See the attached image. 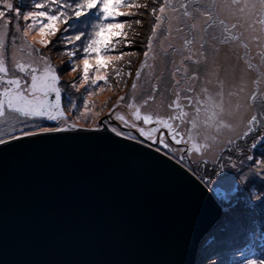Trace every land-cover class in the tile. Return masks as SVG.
<instances>
[{
  "label": "water",
  "instance_id": "obj_1",
  "mask_svg": "<svg viewBox=\"0 0 264 264\" xmlns=\"http://www.w3.org/2000/svg\"><path fill=\"white\" fill-rule=\"evenodd\" d=\"M138 145L80 128L0 144V264H195L223 208Z\"/></svg>",
  "mask_w": 264,
  "mask_h": 264
},
{
  "label": "rangeland",
  "instance_id": "obj_2",
  "mask_svg": "<svg viewBox=\"0 0 264 264\" xmlns=\"http://www.w3.org/2000/svg\"><path fill=\"white\" fill-rule=\"evenodd\" d=\"M12 2L14 7L20 9L21 13H26L33 10L31 5L36 0H12ZM137 2L147 4L148 8L139 9V14L130 19L119 18L121 21L132 23L131 28H128L126 24L125 31L128 41L134 43L131 48H124L123 45H118V48L125 53L133 54L125 55L123 61L111 65L106 70L109 82L100 81L98 87L92 86L90 83L80 87L82 72L80 69L76 72L72 71L73 65L69 63L70 58L67 55V51L72 49V45L65 47L64 43H58L61 41L62 34L63 36H74L77 34V26L83 29L87 25H80L76 20L70 21L67 26L62 24L61 32L50 37L51 43L47 47L33 41V36H36L35 31L30 32L27 37V43L38 49L39 53L47 58V62L55 68L60 79L65 80L59 86L62 89L61 99L65 100L69 109V114L66 115L67 122L75 124V129H100L104 125L111 129L112 126L119 125V122L115 120L114 116H110V113L115 110L126 117L130 114L123 106L117 108L120 97H125V103L134 99L141 107L142 114L152 115L154 119L157 117L168 118L180 111L169 107V105H174L175 94L179 91L172 79L171 70L180 64L182 59L180 52L169 57H163L157 53L155 60L150 56L147 61L150 67L143 68L139 80L136 77V72L141 71L145 62L143 55L146 50L145 45L152 35L151 29L154 22L152 4H157L154 0H137ZM0 10H3L2 5H0ZM121 11H128V9H121ZM132 11L137 10L133 9ZM10 15L14 19V14ZM219 18L224 19L229 27L235 23L243 25L242 29H234L229 33L240 39L228 44H216L210 37L207 38L208 44L203 49L207 59L204 61L199 55L200 36L198 35L197 43L192 46V50L196 53L194 59H199L201 62L199 65L190 63L188 67L190 75L199 77L198 80L191 82L195 89L194 95L198 96L204 87L215 93L220 90L222 82L226 109L225 121L230 125L231 130L224 129L222 134L217 136L215 131L201 126L197 136L198 142L204 143L206 136L216 137V139L214 141L207 140L210 147L202 149L200 153L190 151V143L182 142L177 145L170 140V137L168 139L172 151L168 152L167 149L160 146V152L167 153V156L196 175L223 208L222 216L211 230L210 236L202 242L198 261L201 264H249L250 261L255 260L257 264H264V172L257 170L259 162L264 160V130L257 128L255 131H250L247 126L252 115L260 114L257 111V104L251 100V94L259 93L261 89H264V57L260 55L261 52H264V28L260 25L249 27V22L246 19L238 18V14L227 10H220ZM80 19L89 18L81 17ZM93 19L95 18L90 19L91 23L95 22ZM135 20H142V23L137 25L134 23ZM24 24L25 22L21 19L22 29ZM203 24L201 19L199 26L202 28ZM65 27L68 28L67 32L63 31ZM177 27V23L173 20L171 36L168 40L162 41L165 47L171 43L177 49L183 48L184 34L177 31ZM0 28H2V21H0ZM90 30L89 28L88 31ZM12 32L13 29L10 25V38ZM36 38L39 39L38 36ZM23 44V41L17 40V49ZM76 44L80 45L81 42L77 41ZM212 45H215V50ZM154 47H156L155 44ZM12 51L9 49V55ZM15 58L21 62L32 63L35 67H44V61L35 56L29 57L20 51L15 52ZM80 58L81 56L78 55L72 59L76 64H79ZM173 59L176 64L171 63ZM129 61H131L130 66ZM115 68L122 69L123 78L114 76L113 69ZM129 72H131L130 76ZM94 74L93 70L90 72V77H93ZM73 83L77 84L79 91L71 86ZM133 83L138 84L135 91L132 89ZM187 86V83L182 82L181 87ZM154 87L157 89L155 92L153 91ZM89 92L93 94L89 95ZM185 95L187 94L181 93L182 98L179 102L183 110L188 111L190 115L188 121L178 122L177 127L180 128L181 137L187 141L193 110L186 107L183 99ZM85 99L89 104L88 114H83ZM73 104L76 105V108H72ZM260 111L264 112V108H261ZM7 119L12 124L16 122L14 114H9ZM101 121L104 125H101ZM37 123L47 127L44 121L40 120ZM67 124L59 122V125L54 128L67 127ZM98 125L99 127H97ZM119 126L126 134L130 132L138 137L134 142L139 143V140L142 139L135 129ZM19 127L17 125V128ZM11 131L10 126H0V134H2L0 138H8ZM245 132H250V134L245 136ZM254 140L257 142L256 148L251 147ZM144 144L148 145V142L145 141ZM153 147L156 148V146ZM185 154L190 158V162L185 160ZM249 155L253 157L251 161L247 160ZM179 157L184 159L180 160ZM228 174H230V179L223 180L222 177Z\"/></svg>",
  "mask_w": 264,
  "mask_h": 264
},
{
  "label": "snow or ice",
  "instance_id": "obj_3",
  "mask_svg": "<svg viewBox=\"0 0 264 264\" xmlns=\"http://www.w3.org/2000/svg\"><path fill=\"white\" fill-rule=\"evenodd\" d=\"M2 9L0 10V126L11 127L12 131L8 134V140L0 138V144L7 145L9 140L19 141L25 137H35L47 132H66L68 128H75V124H67V127H43L37 123L39 119L48 121H59L67 123V116L61 107L62 89L58 86L60 77L57 75L55 68L47 62L38 49L32 44L27 43V37L32 31L36 32L33 41L43 47H47L51 43L50 37H54L61 32V25H69L70 21L76 20L80 25H87L81 29L77 26V34L74 36H61V41L65 47L72 45V49L67 51L69 63L72 64V71L81 70L82 75L80 87H84L89 83L92 86H99L98 82H109V75L106 70L111 65L123 61L125 55L133 53H125L118 48L123 45L124 48H131L133 43L128 41V35L125 31L126 24L128 28L132 27V23L119 20L120 17L132 18L139 14V9L148 8L147 4L138 3L137 0H36L32 4L33 10L21 13L19 8L14 7L12 0H0ZM28 7L29 5H25ZM128 9V11H121ZM133 9L137 11H132ZM227 10L233 14H238V18H244L249 23V27L260 25L264 28V0H160L158 7L152 8L154 17L152 35L149 37L143 55L145 62L141 67V71L136 72L139 80L142 76L143 68L150 67L147 63L148 59H156L157 53L163 57L173 56L176 52H180L182 59L180 64L171 70L172 79L179 89L176 92V100L174 105H169L174 110L179 109L178 114L169 116L168 118H155L152 115L142 114V109L137 105L135 100L125 103V97H120L117 108L123 106L130 113L127 117L120 114L119 111H113L110 116H114L124 128L135 129L139 137V145L148 142L151 149L156 146L157 152L160 151L162 145L164 149L171 152L170 140L179 145L182 142L190 143V151L200 153L202 149H207L210 145L207 140H215L216 137L206 136L205 142L197 141L199 128L203 126L205 129L213 130L217 136L222 134L224 129H229L230 125L225 121V104L223 99V85L220 83V90L213 93L207 87L201 89V93L194 95L195 89L192 81L198 80V75H190V63L199 65V59H194L196 53L193 52L192 46L199 40V55L206 61L207 56L203 49L208 44V39L215 41L216 44H228L240 38L230 35L234 29L240 30L243 25L235 23L231 27L226 24L224 19L219 18V11ZM10 14H14L13 16ZM81 17L89 19L81 20ZM94 17L95 22L91 23L90 19ZM25 22L24 28H21L20 20ZM203 20L204 24L201 28L199 21ZM173 20L177 23V31L184 34L183 48L177 49L171 43L164 46L162 41L168 40L171 36V25ZM135 24L142 22L135 20ZM12 26L13 32L9 37V26ZM91 29L88 31V29ZM64 32L68 31L65 27ZM259 39V38H256ZM17 40L23 41L22 47H16ZM81 44L77 45L76 42ZM125 41H128L125 43ZM154 44L156 47H154ZM215 50V45H212ZM9 49L13 51L9 55ZM20 51L29 57H38L44 61V67L39 68L27 61L21 62L15 58V52ZM81 56L80 63L76 64L72 58ZM260 55L264 57V52ZM172 64H176L173 59ZM131 61H129V66ZM82 65V68H81ZM94 70V76L90 77V72ZM116 78H123L122 69H113ZM131 75V72L128 73ZM151 75V73H149ZM179 77V78H177ZM183 83H187V87H181ZM79 91L77 84L71 85ZM138 84L133 83V91L137 90ZM157 89L154 87L153 91ZM87 91V89H86ZM181 93H186L183 97L186 107L193 110L190 120V128L188 131V139L185 141L181 137L180 128L177 127L178 122L188 121L190 113L183 110L180 100ZM54 94V99H50ZM92 95V92L88 93ZM251 100L257 104L259 115H252L248 121L250 131L257 128L264 130V112L260 109L264 108V89L259 93L253 92ZM147 103V101H145ZM84 113H89V104L87 99L84 101ZM76 108V105H72ZM9 114L16 117L15 124L8 119ZM203 116V119H201ZM17 125L20 127L17 128ZM119 125L111 127L110 131L115 137H124L127 140L136 141L137 136L130 132L125 133ZM149 126V127H145ZM99 127V125L97 126ZM107 131V125H104ZM167 133V136L164 135ZM245 132L244 135H249ZM2 135V134H0ZM170 137V140L168 139ZM31 142V141H30ZM138 145V146H139ZM252 148L257 147V142L251 144ZM167 155V153H165ZM251 155L247 156V160H252ZM235 167V165H233ZM257 170L264 172V160L257 165ZM228 181L230 174L222 177ZM249 264H257V261H250Z\"/></svg>",
  "mask_w": 264,
  "mask_h": 264
},
{
  "label": "flooded vegetation",
  "instance_id": "obj_4",
  "mask_svg": "<svg viewBox=\"0 0 264 264\" xmlns=\"http://www.w3.org/2000/svg\"><path fill=\"white\" fill-rule=\"evenodd\" d=\"M65 82V80H61L60 79V82H59V84H58V86H61L63 83ZM69 85V84H68ZM71 85V84H70ZM67 86V85H66ZM50 99H54V94H51V96H50ZM61 107L63 108V110L65 111V114L66 115H68L69 114V109H68V107L66 106V103H65V100H62L61 99ZM44 121V123H45V125L47 126V127H50V128H54V126H57V125H59V121H48V120H46V119H39L38 121ZM37 121V122H38ZM67 123H69V122H67ZM67 123H65V124H67ZM70 124V123H69ZM104 124V123H103ZM164 135L166 136L167 135V133H164ZM3 139H5V140H8V138H3ZM162 146V145H161ZM180 158V160L181 159H184V158H181V157H179ZM190 158L185 154V160L186 161H188V162H190V160H189ZM179 160V161H180Z\"/></svg>",
  "mask_w": 264,
  "mask_h": 264
},
{
  "label": "trees",
  "instance_id": "obj_5",
  "mask_svg": "<svg viewBox=\"0 0 264 264\" xmlns=\"http://www.w3.org/2000/svg\"><path fill=\"white\" fill-rule=\"evenodd\" d=\"M154 2H157V4H152V7H158L159 6V3H160V0H154ZM153 2V3H154ZM146 10V9H145ZM93 20H95V19H93ZM140 21H142V20H140ZM150 28V27H149ZM147 31H148V29H147ZM147 37H148V35H147ZM149 39V38H148ZM211 232V231H210ZM211 234V233H210ZM210 234H209V236H210ZM208 236V237H209ZM207 237V238H208ZM202 245V244H201ZM200 252H201V246H200V250H199V253H198V256H197V260H196V263L195 264H201L199 261H198V259H199V254H200Z\"/></svg>",
  "mask_w": 264,
  "mask_h": 264
},
{
  "label": "bare ground",
  "instance_id": "obj_6",
  "mask_svg": "<svg viewBox=\"0 0 264 264\" xmlns=\"http://www.w3.org/2000/svg\"><path fill=\"white\" fill-rule=\"evenodd\" d=\"M68 129H73V128H68ZM75 129V128H74ZM99 130H105L104 127L100 128ZM107 131L111 132L110 129H108ZM124 138V137H123Z\"/></svg>",
  "mask_w": 264,
  "mask_h": 264
}]
</instances>
